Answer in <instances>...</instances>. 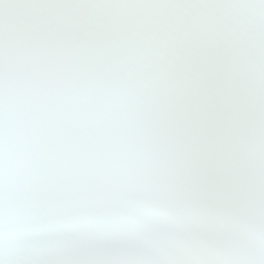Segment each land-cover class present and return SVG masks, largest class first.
<instances>
[{
	"label": "snow or ice",
	"instance_id": "1",
	"mask_svg": "<svg viewBox=\"0 0 264 264\" xmlns=\"http://www.w3.org/2000/svg\"><path fill=\"white\" fill-rule=\"evenodd\" d=\"M0 264H264V0H0Z\"/></svg>",
	"mask_w": 264,
	"mask_h": 264
}]
</instances>
